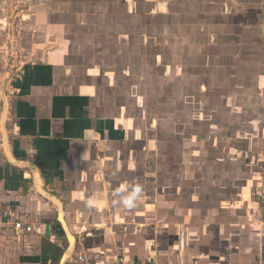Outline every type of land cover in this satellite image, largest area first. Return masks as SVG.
<instances>
[{
  "label": "crops",
  "instance_id": "obj_1",
  "mask_svg": "<svg viewBox=\"0 0 264 264\" xmlns=\"http://www.w3.org/2000/svg\"><path fill=\"white\" fill-rule=\"evenodd\" d=\"M7 2L0 0V61L2 68L13 63L5 86L10 153L36 166L42 189L60 199L74 236L81 228L75 254L98 264L115 257L264 264V209L257 197L264 185V145L261 151L253 148L256 143L250 146L245 159L260 168L239 179L241 166L232 164L240 156L232 150L235 159L223 160L228 165H219V172L234 177L209 180L213 192L206 203L193 193V181L200 183L204 172L192 166L204 153L201 136H195L198 147L184 138L180 156L166 154L157 162L155 140L141 139L144 114L126 117L124 98L118 99L124 87L116 82L129 76L120 66L129 43L124 0H18L27 13L18 40L4 30ZM263 6L264 0L258 7ZM245 139L255 141L251 135ZM28 173L8 163L0 149V204L44 234H16L0 219V264H52L59 258L61 245L49 239L61 230L55 205L35 191ZM221 189L227 197L218 194Z\"/></svg>",
  "mask_w": 264,
  "mask_h": 264
},
{
  "label": "rangeland",
  "instance_id": "obj_2",
  "mask_svg": "<svg viewBox=\"0 0 264 264\" xmlns=\"http://www.w3.org/2000/svg\"><path fill=\"white\" fill-rule=\"evenodd\" d=\"M261 3L262 0H184L170 3L166 0H124V31L129 43L124 53V64L120 66L124 70L129 69L126 71L129 76L121 75L116 82L124 87L118 99L121 102L124 98L126 117L137 120L136 115L144 114L141 127L145 135H141V139L144 143L150 137L155 140L153 147L157 152V162L166 154L180 156L179 146L184 138L191 140L188 141L190 146L198 147L200 143L195 136H201L206 144L202 147L204 153L196 158L198 161L192 162V166L198 165L204 171L200 174V183L193 181V193H198L199 203L203 200L206 203L212 196L209 180L212 182L213 177L223 180L229 176V172H219V165H228L222 161L229 160V157L235 159L232 150L240 156L238 162L241 165L232 164L236 170L241 166L238 179L249 176L250 168H254L253 172L260 168V164L251 166V159H245V156L253 143H256L253 147L256 151H261L264 145L261 143V135H264V10L258 7ZM7 5L4 30L18 40L19 22L22 14L27 13L20 11L18 0H8ZM15 6L18 10L12 12L11 8ZM12 64L7 62L2 68L4 64L0 61L1 90L6 91V80L12 76ZM214 87L221 88V93ZM205 90L206 99L203 95ZM106 99H111L108 92ZM1 102L0 96V105ZM137 105L142 107L137 108ZM248 135L255 141H246ZM230 138L232 140L229 141ZM213 140L216 141L215 150ZM215 155L222 163L214 159ZM28 175L32 179V174ZM231 175L229 177H234V173ZM41 185L43 188L42 182ZM218 194L227 197L224 189ZM66 223H69L67 218ZM80 232L77 225L78 238ZM77 236H74L76 242ZM90 237L87 235L84 239ZM54 242L61 245L57 253L60 257L67 247L61 230ZM75 248L76 243L66 264H76ZM120 258L125 259L115 257L113 260ZM52 264H58V260Z\"/></svg>",
  "mask_w": 264,
  "mask_h": 264
},
{
  "label": "water",
  "instance_id": "obj_3",
  "mask_svg": "<svg viewBox=\"0 0 264 264\" xmlns=\"http://www.w3.org/2000/svg\"><path fill=\"white\" fill-rule=\"evenodd\" d=\"M0 96H1V105H0V108H1V111H0V134H1V151L3 153V155L5 156L6 160L8 161V163L14 165L15 163H22V164H28L29 167H27L30 171V173L32 174V185L35 189V191L37 193H39V195H41L42 197H44L45 199H47L48 201H50L52 204L55 205V208H56V219H57V222H58V225H59V228L61 229L65 239H66V242H67V247L64 249V251L62 252L61 256L58 258V264H62V261H63V258L67 252V250L69 249L70 247V239L71 237H74L73 233L70 231V228L69 231L68 229H66L63 225V222L61 221V209L63 207L60 199L54 195V194H51V193H48V192H45L43 189H42V185H40V183H38L39 179V175H38V172L36 173L37 171V168L36 166L33 164V163H30V162H27V161H20V160H17L15 159L11 153H10V144H9V136L7 135V127H6V122H7V116H8V99H7V96H6V92L4 90H1L0 89ZM5 110L7 111V114H5ZM15 166V165H14ZM45 194V195H44ZM69 232L71 234H69Z\"/></svg>",
  "mask_w": 264,
  "mask_h": 264
},
{
  "label": "built area",
  "instance_id": "obj_4",
  "mask_svg": "<svg viewBox=\"0 0 264 264\" xmlns=\"http://www.w3.org/2000/svg\"><path fill=\"white\" fill-rule=\"evenodd\" d=\"M257 197L264 209V185L257 189ZM0 219L5 220L9 227L16 234H36L38 236H43V232L40 226H35L32 223L27 222L23 219L17 211H13L9 206L0 204ZM264 224V218L262 220ZM50 241L53 243L55 241L54 236H50ZM74 263L76 264H98L92 263L87 258L82 255H75ZM111 264H161L155 261H129L123 258L113 260Z\"/></svg>",
  "mask_w": 264,
  "mask_h": 264
},
{
  "label": "bare ground",
  "instance_id": "obj_5",
  "mask_svg": "<svg viewBox=\"0 0 264 264\" xmlns=\"http://www.w3.org/2000/svg\"><path fill=\"white\" fill-rule=\"evenodd\" d=\"M15 166H18V167H23V166H27V167H29V165L28 164H22V163H15L14 164ZM38 171H36V173H37ZM39 175V174H38ZM38 179H39V181H38V183H40V185H41V179H40V176L38 177ZM45 191V190H44ZM46 192V191H45ZM45 195V194H44ZM60 213H61V221L63 222V225H64V227L66 228V229H68L69 227H68V225H67V223H66V220H65V217H64V213H63V209H61V211H60ZM68 231H69V229H68ZM69 234H71L70 232H69ZM70 242H71V244H70V247H69V249L67 250V252H66V254H65V256H64V258H63V261H62V264H66V262H67V258H68V256L74 251V247H75V243H76V238L75 237H71V239H70ZM76 249V248H75Z\"/></svg>",
  "mask_w": 264,
  "mask_h": 264
}]
</instances>
